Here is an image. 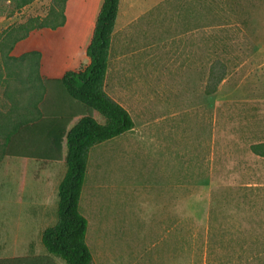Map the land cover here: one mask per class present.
Instances as JSON below:
<instances>
[{
	"label": "rangeland",
	"instance_id": "obj_1",
	"mask_svg": "<svg viewBox=\"0 0 264 264\" xmlns=\"http://www.w3.org/2000/svg\"><path fill=\"white\" fill-rule=\"evenodd\" d=\"M52 1L0 0V38ZM99 2L73 0L76 26L40 41L56 74L89 64ZM36 59L9 67L32 73L25 99L41 91ZM216 63L224 76L209 95ZM104 90L134 128L88 155L79 208L94 264H264V158L252 152L264 144V0H120ZM66 171L3 157L0 213H41L50 226ZM41 237L21 233L20 252Z\"/></svg>",
	"mask_w": 264,
	"mask_h": 264
},
{
	"label": "trees",
	"instance_id": "obj_2",
	"mask_svg": "<svg viewBox=\"0 0 264 264\" xmlns=\"http://www.w3.org/2000/svg\"><path fill=\"white\" fill-rule=\"evenodd\" d=\"M36 0H20L24 7ZM69 0H53L47 17H34L11 26L0 38V88L6 109H0V161L37 159L45 162L65 161L67 171L58 187L57 223L46 229L42 244L52 256L66 264H94L87 245L88 220L79 204L84 186L90 150L115 139L134 128L129 112L104 90L112 36L116 27L120 0H104L97 16L92 38L86 49L89 64L78 72L68 71L57 81L64 97L100 115L80 114L67 119L60 108L61 93H54L48 81L40 75L41 54L30 52L12 55L15 46L38 30H57L66 23ZM36 56V78L40 80L38 94L25 99L23 83L32 73L10 69L15 62ZM220 64L211 70L206 89L214 94L223 80ZM54 95L60 98L53 100ZM66 95V96H65ZM55 101V107L52 105ZM4 107V105H3ZM75 122L69 130L68 126ZM254 154L264 158V144L253 147ZM0 264H55L50 258H18L2 260Z\"/></svg>",
	"mask_w": 264,
	"mask_h": 264
},
{
	"label": "crops",
	"instance_id": "obj_3",
	"mask_svg": "<svg viewBox=\"0 0 264 264\" xmlns=\"http://www.w3.org/2000/svg\"><path fill=\"white\" fill-rule=\"evenodd\" d=\"M99 2L98 7L96 8L95 14L91 21L87 24L88 28V39L92 38L95 22L97 16L99 14L100 8L103 4ZM73 0H69L66 6V23L63 27L58 28L57 30H38L31 33V35L24 41L19 42L13 52L12 55L15 57H19L23 54H27L30 52H39L41 54V63H40V75L44 81H48L54 90V93H61L60 88L58 89L57 81L61 80L67 70L62 71L61 74H56L54 72L53 67L51 66L54 58L47 56L46 50L40 44V41H44L50 34L55 35H63L66 34L71 26H76L77 21H73V19L69 15V10L71 7ZM71 35L76 34L77 32L71 31ZM90 43V42H89ZM88 64L86 62L81 66L86 67ZM79 68L78 71H80ZM55 73V74H54ZM63 93H61L62 95ZM60 100V108L62 112L65 113L67 119L71 117H75L79 115L83 107L78 103L70 100L68 97H62ZM52 107H55V101H52ZM75 122H72L68 129L70 130L74 126ZM48 218L46 215L41 213H0V261L2 260H14L18 258H50L53 260L55 264H66L64 261L58 259L55 256L50 255L44 248L42 244H37L36 246L28 247L24 249V251L20 252L19 246V236L21 233H25L27 235H31L33 231L40 232L43 235L44 231L50 227H53L57 223V218L50 226H46L48 224Z\"/></svg>",
	"mask_w": 264,
	"mask_h": 264
}]
</instances>
